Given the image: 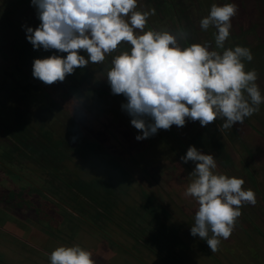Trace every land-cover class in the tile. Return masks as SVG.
Here are the masks:
<instances>
[{
  "label": "rangeland",
  "instance_id": "obj_1",
  "mask_svg": "<svg viewBox=\"0 0 264 264\" xmlns=\"http://www.w3.org/2000/svg\"><path fill=\"white\" fill-rule=\"evenodd\" d=\"M232 2L225 48L251 50L245 70L258 72L264 96V0H138L137 10L156 11L145 30H186L182 47L212 51L216 30L200 20L213 3ZM39 23L30 0H0V264H50L52 251L73 245L96 264H264V104L223 131V120L187 122L138 142L125 98L106 81L119 51L46 86L32 64L54 50H33L22 28ZM190 145L256 194L215 253L190 235L199 206L184 192L194 165L180 160Z\"/></svg>",
  "mask_w": 264,
  "mask_h": 264
},
{
  "label": "clouds",
  "instance_id": "obj_2",
  "mask_svg": "<svg viewBox=\"0 0 264 264\" xmlns=\"http://www.w3.org/2000/svg\"><path fill=\"white\" fill-rule=\"evenodd\" d=\"M39 25H22L33 50H54V54L34 59L32 76L52 86L64 83L77 69L103 64L112 53L107 83L111 94L122 95L121 109L143 141L158 131L183 128L187 122L201 127L223 120L221 131L243 124L260 110L264 96L256 81L258 72L245 70L251 50L243 46L225 48L239 6L213 3L200 20L207 31L214 28L215 48L206 44L182 47L186 30H145L155 9L139 11L138 0H30ZM127 45V48H124ZM60 54H67L59 55ZM184 164L194 165L184 192L198 204L190 235L205 241L211 252L219 251L242 215L245 205L255 206L256 194L244 190L245 181L216 172L213 155L190 145ZM50 264H96L92 253L79 245L59 246L49 255Z\"/></svg>",
  "mask_w": 264,
  "mask_h": 264
}]
</instances>
